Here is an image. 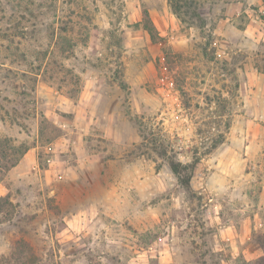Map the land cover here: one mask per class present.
Listing matches in <instances>:
<instances>
[{"label":"rangeland","instance_id":"obj_1","mask_svg":"<svg viewBox=\"0 0 264 264\" xmlns=\"http://www.w3.org/2000/svg\"><path fill=\"white\" fill-rule=\"evenodd\" d=\"M0 264H264V0H0Z\"/></svg>","mask_w":264,"mask_h":264},{"label":"trees","instance_id":"obj_2","mask_svg":"<svg viewBox=\"0 0 264 264\" xmlns=\"http://www.w3.org/2000/svg\"><path fill=\"white\" fill-rule=\"evenodd\" d=\"M180 1H182V0H180ZM174 8L179 11L181 6L180 5H176V6L174 5ZM196 16H198L197 13H196ZM143 27L148 31V33L150 34L152 39H155L154 34H156L155 33L156 30H155L154 26L152 25V23L150 22L149 15L146 11L144 12ZM159 154L161 156L165 155V153H159ZM168 164H169L170 170L178 177L179 181L185 187V189L188 191H191L190 178H191L192 171L191 170L188 171L189 166L183 165L180 161H176V160L170 159V158H168Z\"/></svg>","mask_w":264,"mask_h":264},{"label":"crops","instance_id":"obj_3","mask_svg":"<svg viewBox=\"0 0 264 264\" xmlns=\"http://www.w3.org/2000/svg\"><path fill=\"white\" fill-rule=\"evenodd\" d=\"M29 156V151L24 155V158Z\"/></svg>","mask_w":264,"mask_h":264}]
</instances>
